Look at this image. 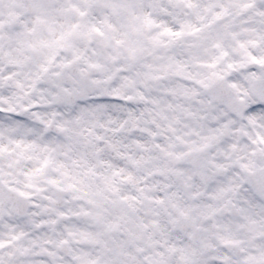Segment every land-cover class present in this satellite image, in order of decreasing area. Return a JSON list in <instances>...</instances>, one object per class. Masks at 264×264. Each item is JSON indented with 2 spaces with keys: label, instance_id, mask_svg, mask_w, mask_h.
Here are the masks:
<instances>
[{
  "label": "snow or ice",
  "instance_id": "6c2138e0",
  "mask_svg": "<svg viewBox=\"0 0 264 264\" xmlns=\"http://www.w3.org/2000/svg\"><path fill=\"white\" fill-rule=\"evenodd\" d=\"M0 264H264V0H0Z\"/></svg>",
  "mask_w": 264,
  "mask_h": 264
}]
</instances>
